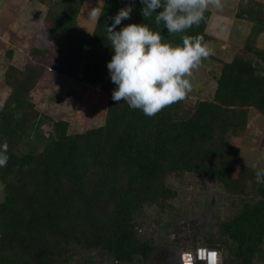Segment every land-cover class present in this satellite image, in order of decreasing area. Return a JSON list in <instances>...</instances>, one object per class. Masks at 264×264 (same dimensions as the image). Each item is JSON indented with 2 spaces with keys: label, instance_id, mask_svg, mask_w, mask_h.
I'll use <instances>...</instances> for the list:
<instances>
[{
  "label": "trees",
  "instance_id": "trees-1",
  "mask_svg": "<svg viewBox=\"0 0 264 264\" xmlns=\"http://www.w3.org/2000/svg\"><path fill=\"white\" fill-rule=\"evenodd\" d=\"M34 1L45 7L42 28L25 66L10 63L4 75L11 91L0 111V145L7 141L9 156L0 167V264H73L80 249L133 263L151 257L158 248L155 232L165 229L172 246L201 241L220 249L225 264H264V184L256 182L258 168L234 169L239 147L233 144L244 135L252 108L264 117V49L256 45L264 32V3L239 1L236 17L252 24L244 45L248 55L223 62L211 99L192 105L184 99L148 117L112 99L117 86L107 68L114 55L107 39L111 18L131 4V18L116 31L144 23L161 33L163 43L182 46L183 36L212 40L211 11L198 27L169 34L163 22L155 23V14L143 18L140 0H104L103 15L89 30L79 18L87 0ZM54 71L76 74L108 96L101 125L71 132L68 120L40 108L35 93ZM42 119L54 125L55 137L36 152H19L27 129ZM183 180L224 192L223 217L213 207L214 230H182L174 203Z\"/></svg>",
  "mask_w": 264,
  "mask_h": 264
},
{
  "label": "rangeland",
  "instance_id": "rangeland-1",
  "mask_svg": "<svg viewBox=\"0 0 264 264\" xmlns=\"http://www.w3.org/2000/svg\"><path fill=\"white\" fill-rule=\"evenodd\" d=\"M103 2L104 0H87L85 2L79 18L81 24L89 30H93L96 25V21L90 18V11L95 7L101 8ZM23 12L22 16L19 15L18 17V24L20 26H26L30 22V27L24 28L30 31V37L33 39L42 28L45 7L39 4V2L34 1L32 5L30 4L29 10H23ZM236 20L235 26H233L234 24L231 25L235 27L233 31L234 35L229 34L232 33L233 29L228 30L225 34L218 33V35L213 31L209 32L207 30L209 33H214L213 35H215H212L213 38L208 44L214 49L213 55L216 58L204 60L202 63L203 69L200 74H197L198 76L195 75L196 71L194 72L192 77L193 90L185 98L189 105L194 104L199 98H212L214 89L216 88L215 78L220 74L223 62L231 61L238 54L248 55V52L244 49V45L250 32L249 30L238 28V25L243 23L244 26L247 25V28L249 26L251 28L252 24L243 18L236 17ZM212 22L214 23V21ZM228 22L232 23V21ZM6 23L7 21L5 20V26ZM27 30H25L26 33ZM16 38L18 39V49H14L13 52L15 61L13 62L10 59V62L24 67L27 60V53L24 51L22 45L26 44V41L21 32H19V36ZM256 45L264 49V33L257 38ZM8 63L9 60L0 51V77L1 72L4 75L5 66ZM75 75L70 76L68 73H65L63 76V74L54 71L47 75V78L39 86L37 89L38 92L35 95L39 101L40 108L46 109L49 114L56 118L68 120L71 132H81L88 128L99 126L104 122L107 112L108 96L86 86V83L83 84L80 82ZM1 81L2 79L0 78ZM8 86L5 82L0 85V96L6 95ZM37 125L40 127L33 126V129H27L23 142L19 147V152H36L48 140L55 137L53 124L42 119ZM35 129L39 130L36 132ZM233 144L239 147V159L234 163L235 170L238 169L239 164L255 165V168H264V117L255 108L251 109L248 127L244 135L242 138L234 141ZM183 182L182 190H180L179 197L174 203L175 210L181 219L179 221L182 230L188 234L195 231L204 233L214 230V226L211 224L213 222L212 218L214 217L213 207L223 217L222 214L225 209V204L219 201V197L223 196L224 192L218 186H211L203 182L194 180H183ZM166 220L167 217L164 216L162 223L164 224ZM155 226L157 225H154V222L150 225L151 228H156ZM155 233L157 237L159 236L157 238L158 248L147 259H139L133 263L115 262L103 259V257L97 255V252L96 254L93 252L83 253L84 250L80 249L73 256V264H89V260L91 262L95 260V264H181V254L184 251H195V245L183 246L178 243L172 246L166 229L162 234L159 230ZM200 240L202 238L199 237L197 241ZM170 248H173L174 256Z\"/></svg>",
  "mask_w": 264,
  "mask_h": 264
},
{
  "label": "clouds",
  "instance_id": "clouds-1",
  "mask_svg": "<svg viewBox=\"0 0 264 264\" xmlns=\"http://www.w3.org/2000/svg\"><path fill=\"white\" fill-rule=\"evenodd\" d=\"M141 14L149 19L155 14V23L165 25L169 34L183 33L198 27L205 19L209 7L221 9L222 0H140ZM133 6L121 8L107 26V39L114 51L107 68L111 81L117 86L112 92L115 102H126L132 109L141 110L153 117L175 103L183 101L193 90L192 77L204 60L214 54V49L202 36H183L182 46L163 43L160 32L153 31L144 23H131L116 31L123 20L131 18ZM103 10L95 7L90 18L96 22ZM7 97L0 98L3 111ZM119 104V103H118ZM20 118L19 114L16 116ZM8 144L0 145V167L9 160ZM256 167L255 165L253 166ZM256 182L264 184V168L255 173ZM3 185H0L2 191ZM218 254H208L209 264H216Z\"/></svg>",
  "mask_w": 264,
  "mask_h": 264
},
{
  "label": "crops",
  "instance_id": "crops-1",
  "mask_svg": "<svg viewBox=\"0 0 264 264\" xmlns=\"http://www.w3.org/2000/svg\"><path fill=\"white\" fill-rule=\"evenodd\" d=\"M31 1L32 0H0V51L2 54H4L5 58L9 60V63H11L10 62L11 60L13 62L15 61V56L13 55V57H9L8 51H14V49L15 50L18 49V39L16 37L19 36V32H21L24 35V39L26 41V44L22 45L25 52L28 51L31 42L33 41V39L30 37V31L27 30V28H24V27H30V22H28L26 26H20L18 24L19 15L22 16V14L24 13L23 10H29ZM238 1L239 0H222L223 7L221 9H216L214 7L211 9L210 6L209 10L211 11V18L208 23L207 30H209V32L213 31L215 32L216 35H218V33L225 34L227 33L228 30L230 31L231 29H233L232 33L229 34L234 35L233 31L235 30V27L233 26H235V23L237 21L236 11L238 8V3H239ZM259 1L264 3V0H259ZM5 20L7 21L6 26L4 25ZM227 20L232 21V23L228 22ZM212 21H214L215 24ZM238 26H239L238 28H242L243 30L246 29L247 31L249 30L250 32L251 29L250 26L247 28V25L244 26L243 23ZM24 29L27 30V33ZM209 34L213 35L214 33H209ZM9 63L5 66L6 68L9 65ZM202 69L203 67L201 66L199 70L195 73V75L200 74ZM4 75H5V71H4ZM4 75L3 72H1L0 78L2 79V81L0 82V85L4 84L5 82ZM10 91L11 89L8 86L6 95H2L0 96V98L7 97ZM0 185H2L1 181H0ZM3 197H4V193L2 189V191H0V203L3 200Z\"/></svg>",
  "mask_w": 264,
  "mask_h": 264
},
{
  "label": "built area",
  "instance_id": "built-area-1",
  "mask_svg": "<svg viewBox=\"0 0 264 264\" xmlns=\"http://www.w3.org/2000/svg\"><path fill=\"white\" fill-rule=\"evenodd\" d=\"M215 252L218 255L214 258L216 264H225L223 252L216 248L206 245L203 242L195 244V251H184L181 254V264H209L208 254Z\"/></svg>",
  "mask_w": 264,
  "mask_h": 264
}]
</instances>
